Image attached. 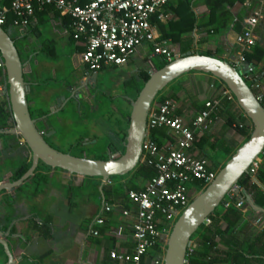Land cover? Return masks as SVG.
Wrapping results in <instances>:
<instances>
[{
  "label": "crops",
  "instance_id": "1",
  "mask_svg": "<svg viewBox=\"0 0 264 264\" xmlns=\"http://www.w3.org/2000/svg\"><path fill=\"white\" fill-rule=\"evenodd\" d=\"M244 1L232 9L234 14L243 16L240 31L244 18L258 5L253 0L252 4L247 6ZM262 6L264 7V2ZM192 9L198 18L197 22L200 21L201 15L205 16L207 13V7L202 0H194ZM164 13L166 17L163 19L156 18L163 24L171 17L169 12ZM70 22L67 15L61 14L51 6H44L35 12L34 19L25 28L18 29L8 24L9 32L16 29L14 38L23 42L19 51L21 57L24 55V76L29 87L27 94L30 95L31 103L38 108L46 106L48 114L44 115V118H49L50 114L56 112L55 116H59L61 123L69 116H60L58 112L69 111L70 115L72 107L80 112L83 110L81 109L83 102H92L89 95L97 87L100 71L120 69L125 74L129 72L130 75L139 72L136 80L144 82V74L148 75V72L155 69L162 60L152 54L150 45L143 44L125 64L108 65L98 70L93 79L91 76L93 72L80 60V52L84 50L85 43L82 39L73 37ZM153 23L159 39H162L155 21ZM236 33L231 26L216 33L212 29L208 31L206 26H199L183 34L182 45L191 52L210 50L213 55L218 54V57L231 62L238 53ZM255 34L256 41L253 46H259L264 50V13L255 26ZM186 37L189 38V42H186ZM162 40L168 41L179 55L183 53L179 42ZM152 57H157V62H152ZM244 63L245 61L242 64ZM242 64L240 70L244 78L249 81L256 79L251 86L253 83H258V86L252 90L264 105V56L254 75L247 73V64ZM128 76L127 74L126 77ZM0 85L5 87L0 91L2 102L7 99L5 71L2 68ZM219 88L218 79L210 73L189 71L164 87L154 102L160 101V97L172 100L175 104V114L190 124L203 107L204 101L216 96ZM77 92L80 95L75 98L74 94ZM59 97L63 99L56 100ZM96 99L94 97L98 105ZM222 102V107L216 112L217 119L209 131L196 137L189 150L193 157L205 158L209 168L216 171L252 129L251 121L236 102L225 99ZM90 108L88 110L97 109L93 106ZM119 112L121 119L126 111ZM43 124L45 127L42 131L55 132L53 128L55 126L50 119H45ZM116 127L118 124L110 125L107 129L109 139H118ZM166 134L167 137L162 143L173 140L167 130ZM92 138L97 139L94 134L88 139ZM107 150L110 151L108 148ZM22 160L30 161V153L19 136L12 134L10 139L0 137V182L16 180L14 175ZM257 160L254 175L257 182L252 180L247 187L239 186L238 193L243 194L244 191L257 207L264 209V151ZM40 172V177L32 178V175L25 184L23 182L0 192V240L8 244L13 259L11 264H131L111 258L109 255L113 250L130 253L134 247L131 225L136 206L126 195L130 184L127 185L124 178L113 181L112 178L84 177L54 168L42 169ZM257 174L262 176V181L257 178ZM145 181L146 179L137 181L138 189L144 186ZM189 187L194 194L198 185L195 182ZM233 190L231 193L234 199L242 198L244 203L241 207L232 206L239 217L227 230L221 231L227 225L225 220H222L219 226L217 223L213 225V229L217 226L221 231L212 235L214 254L221 260L216 264H264V211L251 206L244 195L238 197L235 187ZM105 204L111 205V209L105 210ZM218 207L221 208L220 218L227 208L222 203ZM123 209L130 210L132 215H123ZM233 216L230 214L232 220ZM97 217H102L104 222L96 224ZM257 218H260L259 222H256ZM92 229H97L98 233L92 234ZM191 242L194 244L192 240ZM164 246L163 242L159 243L161 253L149 249L142 257L141 264H150L155 257L162 255ZM7 260L8 257L0 244V264H5Z\"/></svg>",
  "mask_w": 264,
  "mask_h": 264
},
{
  "label": "built area",
  "instance_id": "2",
  "mask_svg": "<svg viewBox=\"0 0 264 264\" xmlns=\"http://www.w3.org/2000/svg\"><path fill=\"white\" fill-rule=\"evenodd\" d=\"M0 0V25L8 23L18 29L28 26L34 19L35 12L44 6H51L70 18V31L74 38L82 39L85 48L80 52V60L86 67L96 73L108 66H120L127 62L136 49L143 44L151 46V52L166 62L179 54L170 43L159 39L153 18L163 19L166 14L162 7L167 0ZM253 0H245L250 6ZM257 7L244 18L242 29L235 35L238 53L231 61L235 67L244 62V52L250 51L255 44V26L263 17L264 0H254ZM9 16H11L9 18ZM0 68L3 62L0 58ZM244 77V76H243ZM216 96L204 101L203 107L194 116L190 124L175 114V104L170 99L154 102L149 108L146 120V133L142 142L139 163L152 166L155 174L147 178L139 189L129 188L127 198L136 206L131 225L134 247L132 252L113 250L111 258L119 261L141 264L142 257L157 243L165 244L174 221L192 199L191 183L202 184L195 192L202 190L216 175V170L209 168L208 161L202 157H193L189 150L196 137L209 131L216 112L222 107L223 100L236 102L232 92L219 81ZM258 86L253 83L251 88ZM5 89L0 85V91ZM165 128L173 137L159 144L150 133L153 129ZM258 165V160L251 163L248 174L251 181ZM236 192L239 186L234 185ZM233 187L224 197V207H241L242 198L234 199ZM105 210L111 205L105 204ZM123 215L131 216L128 209ZM257 218L256 222H259ZM104 219L97 217L96 224ZM210 218L204 223L208 224ZM91 233L96 235L97 229ZM192 242L187 250H190ZM165 247V246H164ZM150 264H163V254L155 257Z\"/></svg>",
  "mask_w": 264,
  "mask_h": 264
},
{
  "label": "water",
  "instance_id": "3",
  "mask_svg": "<svg viewBox=\"0 0 264 264\" xmlns=\"http://www.w3.org/2000/svg\"><path fill=\"white\" fill-rule=\"evenodd\" d=\"M0 58L5 71L7 100L13 124L0 129V134L18 135L30 153V164L25 172L12 182H0V192L21 185L29 179L40 162L49 167L84 177L113 178L124 175L139 164L142 142L146 133V120L150 106L159 92L171 81L189 71L210 73L221 81L234 95L237 105L252 124L248 137L219 167L215 177L200 190L178 215L168 234L163 250V264H185L191 236L204 220L222 203L228 191L237 185L240 177L248 172L252 162L264 151V105L246 83L240 68L224 58L197 51L182 53L161 67L148 72L147 79L133 98H129L130 111L123 152H114L106 159L77 156L53 147L45 139L29 112L26 94L29 90L24 76L25 61L21 58L15 39L0 25ZM246 63L242 64L245 65ZM95 78V73H92ZM73 95V94H72ZM72 95L69 97L72 98ZM79 93L74 97L78 98ZM63 99L62 97L57 98ZM257 182V180L254 178ZM247 202L257 207L244 191ZM11 264L8 244L0 240Z\"/></svg>",
  "mask_w": 264,
  "mask_h": 264
},
{
  "label": "trees",
  "instance_id": "4",
  "mask_svg": "<svg viewBox=\"0 0 264 264\" xmlns=\"http://www.w3.org/2000/svg\"><path fill=\"white\" fill-rule=\"evenodd\" d=\"M207 7V13L205 16H200L197 22V16L195 15L192 6L194 0H167L164 6L162 7V11L169 12L171 17L166 23H160L159 20H156V17L153 18L155 21V25L157 29L161 33L162 39H169L173 42H179L181 44V52L183 53H190L191 51L188 48L182 45L184 37L183 34H186L192 31L195 27L199 26H206L207 30H211L213 32H222L227 30L230 26L237 32L240 31V22L242 19V15L234 14L232 9L239 3H242L243 0H202ZM11 16H9L10 18ZM5 30L9 29L8 23L1 25ZM9 31V30H8ZM11 35V34H10ZM186 42L190 41L189 38L186 37ZM203 54L211 55L212 52L210 50L199 51ZM264 56V50L259 46H253L250 52H244V61L247 64L248 71L247 73L254 75L255 69L258 64L261 62ZM22 58V57H21ZM23 59V58H22ZM165 60H161L155 67V69L161 67L165 64ZM148 77L147 73L144 74V80ZM245 79V78H244ZM249 81L245 79L246 83L251 86V83L254 82L256 79H251ZM256 82V81H255ZM222 83V82H221ZM223 84V83H222ZM139 88L137 89L138 92ZM136 92V94H137ZM160 93V92H159ZM29 112L32 118H37L36 125L40 130H43L42 127L38 126V124L43 123L49 118H44V115L48 114V111L45 109V106L42 107H31V99L30 95L26 94ZM160 101L164 98L160 97ZM128 114L129 112H125L118 122L117 129V137L118 139L111 140L109 143L110 150L117 151L118 155L123 152L124 144H125V134L128 125ZM13 124L11 111L9 108L8 100H3L0 102V129H7ZM151 137L156 140L159 144L163 142V140L167 137L166 130L164 128H156L153 129L150 133ZM249 134H247L248 137ZM0 137L3 139H10L12 134H4L1 133ZM246 137V138H247ZM112 151V152H113ZM109 155H101V156H94V158H101L106 159ZM30 161L22 160L19 162V169L14 175V179L19 178L25 170L28 168ZM54 168L44 165L42 162L39 163L36 170L34 171L32 178H38L41 176V170ZM261 172V170H260ZM155 174V169L147 164L139 163L134 170L124 174V175H117V178H127L125 179V183L130 184L128 187L132 189H138L137 179H147ZM257 178L262 181V176L257 174ZM136 181H135V180ZM26 181L23 183L25 184ZM251 183V179L248 173L242 175L237 183L238 186L247 187L248 184ZM254 184V183H252ZM198 186L202 184L197 183ZM128 188V189H129ZM226 209V208H225ZM235 211V212H233ZM232 212V213H231ZM221 208L217 207L209 216L210 222L208 224L202 223L197 230L192 234L191 240L194 242L192 243L190 250H187L186 253V263L185 264H216L221 262L218 260L216 255L214 254V243L212 240V235L215 233H220L221 231L224 232L227 230L228 227L232 226L239 214L234 209V207L229 206L221 215ZM230 214H233V220L230 218ZM222 220L227 222L226 227L220 231L219 227H215L213 229V225L219 226ZM155 249L156 252H160L159 243L152 247ZM161 253V252H160ZM159 254V253H158Z\"/></svg>",
  "mask_w": 264,
  "mask_h": 264
},
{
  "label": "rangeland",
  "instance_id": "5",
  "mask_svg": "<svg viewBox=\"0 0 264 264\" xmlns=\"http://www.w3.org/2000/svg\"><path fill=\"white\" fill-rule=\"evenodd\" d=\"M10 34L14 38L16 29H14ZM15 44L18 49H22V40L15 39ZM23 57L24 55H22V58ZM151 61L157 62V57H152ZM67 70L68 69H66V71ZM138 73L130 75L128 72L125 74L124 71H120V69H105L100 71L98 75L97 87L95 88V91H91L89 95L92 102H83L81 104V109H83L82 111L78 112L74 107H72L73 110H71L70 115L69 111L67 113L58 112L60 113V116H69L65 119L63 118L65 120L63 123L60 122L61 119L59 120L58 115L55 116L57 114L56 112L50 114L49 119L55 126L53 127L55 128V132L45 133V137L49 143L53 147L62 151H71L72 154L85 155L83 157L94 158V156H101L104 154L109 155L110 157L113 153V150L111 151L109 147V143L112 139H109L106 131L110 125H115L120 122L121 113L119 110L126 112L130 111L127 98L135 97L137 88H140L143 84L142 80H136V78H138ZM127 74L129 75L128 77H126ZM94 97L95 99H98H96L98 101V105L95 103ZM35 106L36 105L32 103L31 107ZM92 106L97 109L93 111L88 110ZM38 126L42 128L45 127L43 123L38 124ZM92 134H94L97 139H88ZM107 148L111 152H108ZM120 179L121 178L117 177L112 178L113 181H119ZM138 180L140 179H137V181ZM196 194L197 192L192 194L191 198H193Z\"/></svg>",
  "mask_w": 264,
  "mask_h": 264
},
{
  "label": "flooded vegetation",
  "instance_id": "6",
  "mask_svg": "<svg viewBox=\"0 0 264 264\" xmlns=\"http://www.w3.org/2000/svg\"><path fill=\"white\" fill-rule=\"evenodd\" d=\"M18 50H19V49H18ZM45 139L47 140V138H46V137H45ZM112 140L114 141V139H112ZM47 142L49 143V141H48V140H47ZM49 144H50V143H49ZM114 152H117V151H113V153H114Z\"/></svg>",
  "mask_w": 264,
  "mask_h": 264
}]
</instances>
